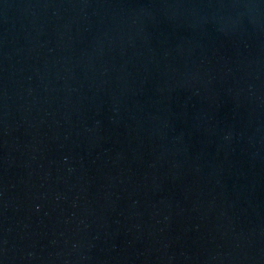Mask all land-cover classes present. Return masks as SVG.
<instances>
[{
  "label": "water",
  "instance_id": "1",
  "mask_svg": "<svg viewBox=\"0 0 264 264\" xmlns=\"http://www.w3.org/2000/svg\"><path fill=\"white\" fill-rule=\"evenodd\" d=\"M0 264H264V0H0Z\"/></svg>",
  "mask_w": 264,
  "mask_h": 264
}]
</instances>
